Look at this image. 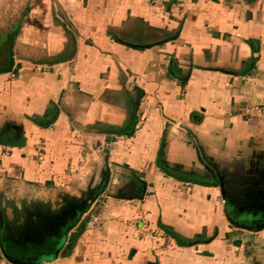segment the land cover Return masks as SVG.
I'll return each mask as SVG.
<instances>
[{
	"label": "crops",
	"instance_id": "crops-1",
	"mask_svg": "<svg viewBox=\"0 0 264 264\" xmlns=\"http://www.w3.org/2000/svg\"><path fill=\"white\" fill-rule=\"evenodd\" d=\"M22 30L0 181L51 214L108 174L98 221L36 264H264V0H32Z\"/></svg>",
	"mask_w": 264,
	"mask_h": 264
},
{
	"label": "rangeland",
	"instance_id": "rangeland-1",
	"mask_svg": "<svg viewBox=\"0 0 264 264\" xmlns=\"http://www.w3.org/2000/svg\"><path fill=\"white\" fill-rule=\"evenodd\" d=\"M31 3L32 0H0V54L6 53L5 59L0 57V69L7 67L10 60L14 59V55L19 53V50L16 49V41L23 31L22 27L28 16ZM107 177L108 174L102 169L99 188L97 186L91 188L93 179L91 174L88 178L90 186L88 183L85 186L80 185L77 180L72 184L71 191L58 189L56 191L58 195L55 198L60 196L62 199H67L69 217L78 207L85 206L92 197H95L92 201H95L96 198L98 200L86 209L91 206L95 209L103 198L100 194L106 193V191L101 192V189L104 187L102 184ZM96 193H99V196H96ZM43 199L44 195H41L38 189H34V186L0 181V216L4 218L3 232L15 242L26 247L29 254H31L32 248L42 245L47 239L50 241L51 236L47 232L53 233L57 230L58 227L55 224L59 223L65 213L63 207L60 211L50 214L46 210L47 205ZM49 200L52 201V197ZM83 222L85 221L83 220ZM83 222L78 225L77 231Z\"/></svg>",
	"mask_w": 264,
	"mask_h": 264
},
{
	"label": "water",
	"instance_id": "water-1",
	"mask_svg": "<svg viewBox=\"0 0 264 264\" xmlns=\"http://www.w3.org/2000/svg\"><path fill=\"white\" fill-rule=\"evenodd\" d=\"M108 173H109V169H108ZM107 181L108 180L106 179L105 185H107V183H108ZM105 185H104V189L103 190L101 189V192H104L106 190ZM221 186H223V183H221ZM96 196H99V193H96ZM223 197L226 200L227 197H226V192L224 189H223ZM94 198L95 197H92V199L89 200L85 206H81L80 208L78 207V209L76 211H74V213L72 214L71 217L68 216V214H69L68 207L66 209H64L65 213L63 214L64 215L63 218H61L59 223L55 224L58 227L57 230H55V232H53V233L51 231L47 232L51 236L50 250L53 251L54 254H57L59 252V249H61L65 240H68V242H67L68 244H66V246H65L66 253L68 255H70L72 253L80 234L84 230L86 221L83 222V224H81V227L78 229V231L73 233V235L69 239H67V237H69L70 231L74 228V226H76L79 223V221L82 218L83 213L88 209V208L86 209V207H89L94 202V201H92V200H94ZM3 221H4L3 216H0V253L6 259H8L9 261H11L14 264H36V263H38V261H36L34 259V257L29 258V257H25L24 255H21L19 257H12L9 254V252L5 246L3 235H5L6 238H9V239H11V238L9 236H7L6 234H4V232H3L4 231V225H3L4 222ZM11 240L14 241L13 239H11ZM15 243H17V242H15Z\"/></svg>",
	"mask_w": 264,
	"mask_h": 264
},
{
	"label": "trees",
	"instance_id": "trees-1",
	"mask_svg": "<svg viewBox=\"0 0 264 264\" xmlns=\"http://www.w3.org/2000/svg\"><path fill=\"white\" fill-rule=\"evenodd\" d=\"M3 238L5 246L12 257H19L21 255H24L25 257H40L44 256V254L48 255L49 243L46 241L42 245L32 248V252L29 254L30 252L26 251V248L21 246V244L15 243L11 239L6 238L5 235H3Z\"/></svg>",
	"mask_w": 264,
	"mask_h": 264
},
{
	"label": "built area",
	"instance_id": "built-area-1",
	"mask_svg": "<svg viewBox=\"0 0 264 264\" xmlns=\"http://www.w3.org/2000/svg\"><path fill=\"white\" fill-rule=\"evenodd\" d=\"M251 112L264 113V102H261V103L255 105V106H252V107L247 108L245 110V113H251ZM96 208L97 207H95V210L93 209L94 211L90 215L91 217H90V219L88 221V225H92V224H94L95 222L98 221V216L96 214V210H97Z\"/></svg>",
	"mask_w": 264,
	"mask_h": 264
},
{
	"label": "flooded vegetation",
	"instance_id": "flooded-vegetation-1",
	"mask_svg": "<svg viewBox=\"0 0 264 264\" xmlns=\"http://www.w3.org/2000/svg\"><path fill=\"white\" fill-rule=\"evenodd\" d=\"M5 54H6V53L0 54V57L3 58V59H5V58H6V57H5ZM10 61H11V60H10ZM21 246H22V245H21ZM25 248H26V247H25Z\"/></svg>",
	"mask_w": 264,
	"mask_h": 264
}]
</instances>
